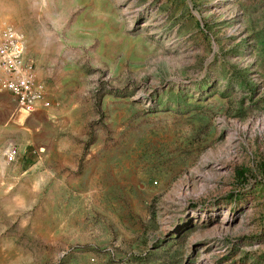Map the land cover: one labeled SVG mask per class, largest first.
I'll list each match as a JSON object with an SVG mask.
<instances>
[{"label":"rangeland","instance_id":"1","mask_svg":"<svg viewBox=\"0 0 264 264\" xmlns=\"http://www.w3.org/2000/svg\"><path fill=\"white\" fill-rule=\"evenodd\" d=\"M5 26L49 106L0 89V264H264V0H0Z\"/></svg>","mask_w":264,"mask_h":264},{"label":"built area","instance_id":"2","mask_svg":"<svg viewBox=\"0 0 264 264\" xmlns=\"http://www.w3.org/2000/svg\"><path fill=\"white\" fill-rule=\"evenodd\" d=\"M0 89L9 93L18 112L25 115L38 105L47 108L43 84L35 80L34 65L24 58V37L12 26H5L0 32ZM17 148L8 145L3 151L7 162L14 160Z\"/></svg>","mask_w":264,"mask_h":264},{"label":"trees","instance_id":"3","mask_svg":"<svg viewBox=\"0 0 264 264\" xmlns=\"http://www.w3.org/2000/svg\"><path fill=\"white\" fill-rule=\"evenodd\" d=\"M243 174H244V170L243 169L236 168L235 175L237 176V178H243Z\"/></svg>","mask_w":264,"mask_h":264},{"label":"crops","instance_id":"4","mask_svg":"<svg viewBox=\"0 0 264 264\" xmlns=\"http://www.w3.org/2000/svg\"><path fill=\"white\" fill-rule=\"evenodd\" d=\"M24 58L27 59V58L25 57V53H24ZM35 80H36V79H35ZM39 108H44V107L38 105L34 111L38 110ZM34 111H33V112H34ZM31 113H32V112H31Z\"/></svg>","mask_w":264,"mask_h":264}]
</instances>
